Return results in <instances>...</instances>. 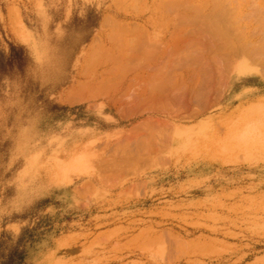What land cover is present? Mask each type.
Masks as SVG:
<instances>
[{"label":"rangeland","instance_id":"obj_1","mask_svg":"<svg viewBox=\"0 0 264 264\" xmlns=\"http://www.w3.org/2000/svg\"><path fill=\"white\" fill-rule=\"evenodd\" d=\"M0 66V264H264V0H0Z\"/></svg>","mask_w":264,"mask_h":264},{"label":"bare ground","instance_id":"obj_2","mask_svg":"<svg viewBox=\"0 0 264 264\" xmlns=\"http://www.w3.org/2000/svg\"><path fill=\"white\" fill-rule=\"evenodd\" d=\"M187 16V15H186ZM188 18V17H187ZM191 18V17H190ZM105 22V21H104ZM106 24V23H105ZM204 26V25H203ZM195 29V28H194ZM199 30V29H198ZM206 30V29H205ZM203 31H204V28H203ZM207 31V30H206ZM209 33V32H208ZM202 34V33H201ZM200 36V35H199ZM206 38H208V37H206ZM206 41H208L207 39L205 40V42ZM211 41V40H210ZM211 42H213V41H211ZM210 42V43H211ZM156 43V42H155ZM207 43V42H206ZM209 43V42H208ZM209 43V44H210ZM113 44V43H112ZM111 44V45H112ZM212 44V43H211ZM170 49V48H169ZM206 50V49H205ZM230 52V51H229ZM228 53V52H227ZM223 54V55H221V56H219V57H215V59H214V62H209V60L207 61V60H205L204 61V65L206 64V66L208 67H206V69L208 70V69H217L218 70V72H219V74H221V72H222V69H224L225 68V66H228L230 63H233V59L235 58L234 57V54H233V52H230V53H232V54H230V53H228V54ZM147 54V53H146ZM169 54V53H168ZM142 55V54H141ZM126 56V55H125ZM128 56V55H127ZM146 56V55H145ZM149 56V55H148ZM201 57V56H200ZM200 57H198V60L199 59H201ZM134 58V57H133ZM136 59H138L137 57H136ZM149 59V58H148ZM165 59V58H164ZM164 59H155L154 60V62L156 63V65L154 64V62L153 63H151V64H148V66L146 65H142V67L141 68H139V69H144V70H149V73H148V75H149V77H150V74L153 72V70H156V69H163V68H165V66H166V62H164L165 60ZM170 59V58H169ZM207 59V58H206ZM116 60H119V59H116ZM164 60V61H163ZM168 60V59H167ZM202 60V59H201ZM203 60H204V58H203ZM134 61H135V59H134ZM149 61V60H148ZM186 61V60H185ZM195 61H197V60H195ZM119 62V61H118ZM131 63H132V61H131ZM171 63V62H170ZM199 64H200V60H199V62H198ZM197 63V64H198ZM129 65V64H128ZM139 65V64H138ZM202 65H203V63H202ZM203 65V66H204ZM131 66V65H130ZM133 66V65H132ZM136 66V65H135ZM199 66V65H198ZM198 66H197V68H198ZM230 66V65H229ZM228 66V67H229ZM166 67H168V66H166ZM201 67V66H200ZM135 68V67H134ZM196 68V67H195ZM198 69H200V68H198ZM228 69H230V68H228ZM193 70V69H192ZM162 71V70H161ZM223 71H225V70H223ZM113 74V73H112ZM154 74H156V73H154ZM223 74V73H222ZM161 75V74H160ZM211 75H213L212 73L210 74V76ZM116 76V75H115ZM119 76V75H118ZM209 76V77H210ZM214 76V75H213ZM212 76V77H213ZM146 77V76H145ZM154 77V76H153ZM164 77V76H163ZM211 77V79H212V81L213 82H215L214 81V79ZM152 79V78H151ZM155 79V78H154ZM166 79V78H165ZM164 79V80H165ZM211 79H209V80H211ZM211 82V81H210ZM209 82V83H210ZM144 83V82H143ZM212 84V83H211ZM209 85V84H208ZM214 84H212V86H213ZM210 88H212V87H210ZM164 92H166V91H164ZM211 91H209V89H208V87H207V92H206V97H209L210 96V93ZM168 93V92H167ZM166 93V94H167ZM161 94V93H160ZM162 94H163V92H162ZM161 94V95H162ZM176 96H174V98H175ZM135 98V97H134ZM179 98L180 99H183V101L186 103V101L187 100H189V96H187V95H181V96H179ZM179 98H177V100L179 99ZM172 99V98H171ZM179 99V100H180ZM174 100V99H173ZM181 103H182V101H180ZM176 103V102H175ZM178 106V105H177ZM159 109H161V108H159Z\"/></svg>","mask_w":264,"mask_h":264},{"label":"trees","instance_id":"obj_3","mask_svg":"<svg viewBox=\"0 0 264 264\" xmlns=\"http://www.w3.org/2000/svg\"><path fill=\"white\" fill-rule=\"evenodd\" d=\"M0 68H1V66H0Z\"/></svg>","mask_w":264,"mask_h":264}]
</instances>
